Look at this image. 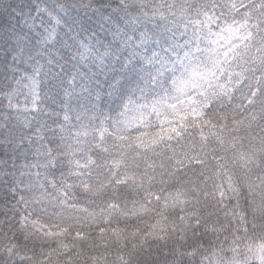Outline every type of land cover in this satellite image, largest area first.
<instances>
[{
  "label": "clouds",
  "instance_id": "obj_1",
  "mask_svg": "<svg viewBox=\"0 0 264 264\" xmlns=\"http://www.w3.org/2000/svg\"><path fill=\"white\" fill-rule=\"evenodd\" d=\"M0 264H264V0H0Z\"/></svg>",
  "mask_w": 264,
  "mask_h": 264
}]
</instances>
